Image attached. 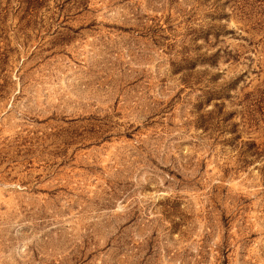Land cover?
Returning a JSON list of instances; mask_svg holds the SVG:
<instances>
[{
	"label": "rangeland",
	"instance_id": "374dc122",
	"mask_svg": "<svg viewBox=\"0 0 264 264\" xmlns=\"http://www.w3.org/2000/svg\"><path fill=\"white\" fill-rule=\"evenodd\" d=\"M0 264H264V0H0Z\"/></svg>",
	"mask_w": 264,
	"mask_h": 264
}]
</instances>
